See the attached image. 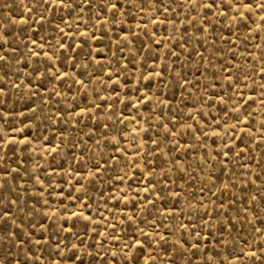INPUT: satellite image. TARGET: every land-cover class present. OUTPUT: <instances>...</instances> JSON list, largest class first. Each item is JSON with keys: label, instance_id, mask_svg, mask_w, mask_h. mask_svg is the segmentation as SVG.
<instances>
[{"label": "rangeland", "instance_id": "374dc122", "mask_svg": "<svg viewBox=\"0 0 264 264\" xmlns=\"http://www.w3.org/2000/svg\"><path fill=\"white\" fill-rule=\"evenodd\" d=\"M0 264H264V0H0Z\"/></svg>", "mask_w": 264, "mask_h": 264}, {"label": "snow or ice", "instance_id": "6c2138e0", "mask_svg": "<svg viewBox=\"0 0 264 264\" xmlns=\"http://www.w3.org/2000/svg\"><path fill=\"white\" fill-rule=\"evenodd\" d=\"M112 7H115V5H113ZM209 7H211V5H209Z\"/></svg>", "mask_w": 264, "mask_h": 264}]
</instances>
